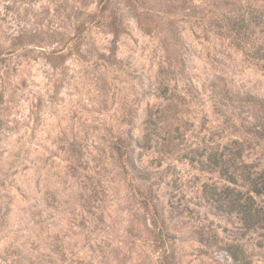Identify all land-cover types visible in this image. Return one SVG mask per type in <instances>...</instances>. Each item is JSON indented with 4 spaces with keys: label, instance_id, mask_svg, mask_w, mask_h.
Listing matches in <instances>:
<instances>
[{
    "label": "rangeland",
    "instance_id": "1",
    "mask_svg": "<svg viewBox=\"0 0 264 264\" xmlns=\"http://www.w3.org/2000/svg\"><path fill=\"white\" fill-rule=\"evenodd\" d=\"M100 2L0 0V264H264V0Z\"/></svg>",
    "mask_w": 264,
    "mask_h": 264
},
{
    "label": "trees",
    "instance_id": "2",
    "mask_svg": "<svg viewBox=\"0 0 264 264\" xmlns=\"http://www.w3.org/2000/svg\"><path fill=\"white\" fill-rule=\"evenodd\" d=\"M103 2H105V0H101L100 3L102 4ZM192 2H194V0H179V2H177V0H169L168 5L170 10H178L179 8H182ZM106 8L107 6L103 4L101 10L104 11ZM118 16L119 15H115L113 17L114 24L118 22ZM79 29H81L80 26L77 28V31H79ZM115 33H119V31H116ZM235 143L237 144L239 142L235 141ZM127 156V159L129 161V157L131 156H129V154H127ZM250 158L251 156L249 157V159ZM256 166L257 165H255L254 160H252L251 163H246L244 166L245 170L241 175L238 174L237 169H235L236 171L230 173L228 176V174H226V171L228 172L227 168L222 165V169H224L225 177L228 179V181L234 184V187L237 188L233 191L237 192L239 196V198L235 197L229 202L230 210L236 211L239 215H241L240 220L244 228L256 226L257 229L264 230V206H261L258 202V197L264 198V169L258 170ZM239 179L243 181L242 183L246 188L245 192L244 190H242V186L239 184ZM241 194H244L246 197L247 202L244 205L241 204ZM171 215H173V213ZM172 218H176V216H171V219ZM231 249H233L232 255L235 258V262L237 264H250V258H248L244 247L235 245L232 246Z\"/></svg>",
    "mask_w": 264,
    "mask_h": 264
}]
</instances>
